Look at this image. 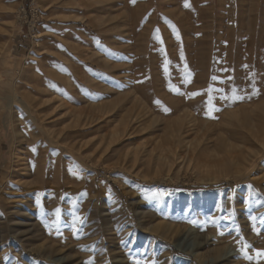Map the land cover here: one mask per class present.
<instances>
[{
    "label": "rangeland",
    "instance_id": "obj_1",
    "mask_svg": "<svg viewBox=\"0 0 264 264\" xmlns=\"http://www.w3.org/2000/svg\"><path fill=\"white\" fill-rule=\"evenodd\" d=\"M257 252L264 0H0V264Z\"/></svg>",
    "mask_w": 264,
    "mask_h": 264
},
{
    "label": "snow or ice",
    "instance_id": "obj_2",
    "mask_svg": "<svg viewBox=\"0 0 264 264\" xmlns=\"http://www.w3.org/2000/svg\"><path fill=\"white\" fill-rule=\"evenodd\" d=\"M184 6H185V7H188L187 2H185V5H184ZM166 71H167V69H166ZM215 79H216V77L213 76V77H212V80H215ZM174 90H175V89H174ZM208 91H209V92L214 91V89H212L211 85L209 86ZM215 91H222V90H221V89H215ZM254 94H255V93H254ZM191 95L195 96V95H197V93H192ZM222 98L227 99V97H222ZM211 99H212V97L209 96V102L211 101ZM232 99H243V97H240V96L235 95V90H233ZM156 103L159 104V101H156ZM212 110H215V109H212ZM164 111L167 112L168 109L165 108ZM59 213H60V210H59V209H56V216H57V217H59ZM75 219L78 220L79 217H76ZM252 219H255V217H252ZM56 222H58V220H57ZM254 230H255V229H254ZM257 256L264 257V252H257ZM246 258L249 259V260L252 259L251 256H246ZM85 264H91V262H90V261H87V262H85Z\"/></svg>",
    "mask_w": 264,
    "mask_h": 264
},
{
    "label": "bare ground",
    "instance_id": "obj_3",
    "mask_svg": "<svg viewBox=\"0 0 264 264\" xmlns=\"http://www.w3.org/2000/svg\"><path fill=\"white\" fill-rule=\"evenodd\" d=\"M104 62V61H103ZM16 100V99H15ZM35 101V100H34ZM33 102V101H32ZM187 117V116H186ZM76 118V117H75ZM191 119V118H190ZM193 124V123H192ZM180 125V124H179ZM182 126V125H181Z\"/></svg>",
    "mask_w": 264,
    "mask_h": 264
},
{
    "label": "trees",
    "instance_id": "obj_4",
    "mask_svg": "<svg viewBox=\"0 0 264 264\" xmlns=\"http://www.w3.org/2000/svg\"><path fill=\"white\" fill-rule=\"evenodd\" d=\"M221 185H223V184H221ZM221 185H216V186H221Z\"/></svg>",
    "mask_w": 264,
    "mask_h": 264
}]
</instances>
